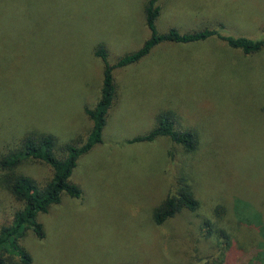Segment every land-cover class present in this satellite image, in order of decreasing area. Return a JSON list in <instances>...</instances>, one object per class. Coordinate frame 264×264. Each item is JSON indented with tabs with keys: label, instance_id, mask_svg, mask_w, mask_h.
Returning <instances> with one entry per match:
<instances>
[{
	"label": "rangeland",
	"instance_id": "rangeland-1",
	"mask_svg": "<svg viewBox=\"0 0 264 264\" xmlns=\"http://www.w3.org/2000/svg\"><path fill=\"white\" fill-rule=\"evenodd\" d=\"M147 2L0 0V153L32 132L60 143L87 137L85 107L96 105L103 83L95 47L114 64L141 46L151 35ZM159 4V32L210 27L264 39V0ZM114 78L103 142L71 175L80 196L62 193L40 214L46 236L30 230L23 238L31 264H264V47L245 54L217 35L164 40L115 68ZM162 111L177 129L199 134L194 152L168 136L127 142ZM18 170L40 186L54 175L38 159ZM183 178L199 208L157 223L155 208ZM18 205L0 189V226Z\"/></svg>",
	"mask_w": 264,
	"mask_h": 264
},
{
	"label": "trees",
	"instance_id": "trees-1",
	"mask_svg": "<svg viewBox=\"0 0 264 264\" xmlns=\"http://www.w3.org/2000/svg\"><path fill=\"white\" fill-rule=\"evenodd\" d=\"M19 11L22 13V10ZM145 11L151 35L137 49L125 53L116 63L111 64L104 46L98 44L95 47V54L104 62L103 83L101 96L96 105L85 107V112L92 121L90 132L85 139L80 140L79 137L67 143H60L56 141L54 135L32 132L21 136L14 146H9L0 153V189L6 191L19 204L13 209L11 220L0 226V264H31L32 253L23 243V238L30 230L40 239L46 236L44 225L39 219L40 214L48 213L53 205L60 202L62 193L80 196L81 188L71 180V175L79 157L96 144L103 142L106 116L116 96L115 68L140 60L154 45L164 40L190 43L217 35L230 46L241 48L245 54L258 52L264 47V39L234 36L223 33L218 28L205 27L192 32H181L171 27L166 32H159L156 25L161 12L159 0H148ZM6 12L10 14L8 10ZM155 121L149 131L128 137L127 142L153 141L160 136H168L171 141L182 145L188 152L197 149L199 134L194 130L177 129L171 113L159 112ZM27 159H38L48 163L54 170L52 179L40 186L34 178L18 170L19 165ZM199 206L200 201L196 199L191 183L183 178L177 185L176 193L166 196L155 208L153 216L157 223H162L183 209L196 211ZM220 208L224 209V206L220 205Z\"/></svg>",
	"mask_w": 264,
	"mask_h": 264
}]
</instances>
